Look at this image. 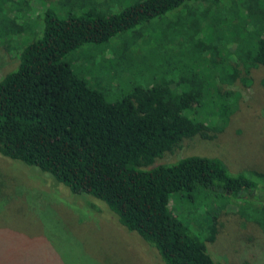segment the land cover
Segmentation results:
<instances>
[{
    "label": "trees",
    "instance_id": "trees-1",
    "mask_svg": "<svg viewBox=\"0 0 264 264\" xmlns=\"http://www.w3.org/2000/svg\"><path fill=\"white\" fill-rule=\"evenodd\" d=\"M29 1L0 0V45L6 50L5 37L28 30L14 13L20 20ZM192 1L198 0H102L107 10L87 7L84 0L46 6L33 29L36 36L20 47L15 69L0 78V155L35 166L72 194L103 202L163 264H224L205 245L216 237L215 215L200 238L172 213L170 196L197 190L227 196L236 202L238 217L264 233V171L230 170L216 156L156 159L184 141L214 139L227 122L225 107L218 108V119L212 111L199 113L207 80L217 77L219 85H230L244 82L252 69L264 70V0H228L227 9L221 7L224 0H210L200 13L205 23L225 21L232 13L242 33L233 37L230 64L215 60L205 77L180 61H161L146 82L106 100L66 58L83 44H101L125 32L138 35L167 13L182 18L179 10H185L189 21ZM188 47L198 55L209 49L198 41Z\"/></svg>",
    "mask_w": 264,
    "mask_h": 264
},
{
    "label": "rangeland",
    "instance_id": "rangeland-1",
    "mask_svg": "<svg viewBox=\"0 0 264 264\" xmlns=\"http://www.w3.org/2000/svg\"><path fill=\"white\" fill-rule=\"evenodd\" d=\"M55 1L30 0L20 20L14 13L16 22L23 21L28 30L20 36L5 37L7 50L0 45V78L15 69L21 45L36 36L40 12L46 6L56 9ZM84 2L87 7L107 10L102 0ZM209 3L210 0H198L187 4L194 11L189 19L194 24L189 28L185 10H179L182 18L176 17V12L167 13L154 26L141 28L138 35L125 32L101 44H83L66 58L71 68L85 74L89 84L99 89L106 100L118 97L132 83L146 82L159 69L161 61H180L205 77L215 60L230 64L233 37L237 31L238 37L242 34L235 17L230 16L232 13L225 21L205 23L200 13ZM226 4L228 0L221 7L227 9ZM238 18L242 20V15ZM176 19L179 23H175ZM197 41L207 44L209 49L196 54L188 46L194 47ZM169 72L165 70L166 74ZM242 81L221 86L217 77L207 80L204 85L207 94L199 113L212 111L211 115L218 119V108L225 107L227 122L214 139L184 141L179 148L156 160L167 162L188 154L216 156L230 170L264 171V70L252 69ZM229 91L235 95L234 100ZM217 119L212 121L218 122ZM205 121L209 123L208 119ZM169 201L172 213L200 238L206 234L203 225L215 215L216 237L205 245L217 261L264 264V233L255 223L238 217L236 202L227 196L197 190L192 194H172ZM0 264L163 263L156 251L135 232L121 226L100 200L72 194L35 166L0 155Z\"/></svg>",
    "mask_w": 264,
    "mask_h": 264
}]
</instances>
